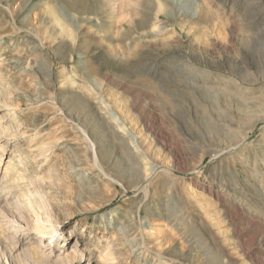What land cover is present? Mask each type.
<instances>
[{
	"label": "rangeland",
	"instance_id": "rangeland-1",
	"mask_svg": "<svg viewBox=\"0 0 264 264\" xmlns=\"http://www.w3.org/2000/svg\"><path fill=\"white\" fill-rule=\"evenodd\" d=\"M0 86V264H264V0H0Z\"/></svg>",
	"mask_w": 264,
	"mask_h": 264
},
{
	"label": "bare ground",
	"instance_id": "bare-ground-1",
	"mask_svg": "<svg viewBox=\"0 0 264 264\" xmlns=\"http://www.w3.org/2000/svg\"><path fill=\"white\" fill-rule=\"evenodd\" d=\"M3 89H2V86H0V106H2L1 104V101H3V97L1 95ZM117 118V117H116ZM7 142L3 143L4 145L6 144ZM137 148V145L135 146V149ZM143 169H144V172H143V176L144 178L147 176V174L149 173L150 171V168L147 167L146 165H143ZM1 184L2 188L0 189V202L1 200L3 201H6L8 199H10L12 196H15L16 199L14 200V208H5V207H1L0 206V214H2L1 216H4V217H7V219L9 220V222H11V225H19V226H24L25 229H29L30 227V218L28 217V213L27 211H25L23 208V204H22V200H21V197L19 194H16L15 193V185L13 181H10V180H7V179H4L2 178L1 179ZM34 201V200H32ZM7 220V221H8ZM21 223H23V225H21ZM2 227V226H0ZM8 228H1V230L3 231V233L6 234L7 239L9 240H13L15 237L18 241H20V234L19 236H15V234H11L9 235L8 233H10L8 230ZM16 230V229H15ZM69 234H73V235H76V236H80V234L78 232H76V230H71V232ZM23 239H27L23 237V235L21 236V240ZM39 244L42 245V240L39 241ZM43 247H45V249L48 248L49 250V254H51V251H52V248L49 246V243H43ZM27 251L28 253L31 255V257L33 258V260H36L37 259V252H36V249L35 247L33 246V244H31V242L29 241L28 245H27ZM115 255V254H114ZM62 261V260H61ZM60 261V257L59 256H56L55 259H54V262L57 263V264H62ZM28 262V260H27ZM30 262V261H29Z\"/></svg>",
	"mask_w": 264,
	"mask_h": 264
}]
</instances>
